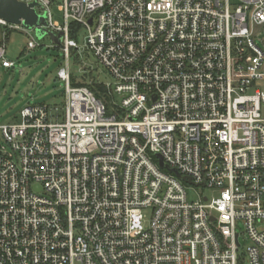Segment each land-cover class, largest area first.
Listing matches in <instances>:
<instances>
[{
  "label": "built area",
  "instance_id": "obj_1",
  "mask_svg": "<svg viewBox=\"0 0 264 264\" xmlns=\"http://www.w3.org/2000/svg\"><path fill=\"white\" fill-rule=\"evenodd\" d=\"M20 1L62 32L65 88L0 125V264H264V0ZM0 25L9 68L24 27ZM69 48L110 76L112 111L70 85Z\"/></svg>",
  "mask_w": 264,
  "mask_h": 264
},
{
  "label": "rangeland",
  "instance_id": "obj_2",
  "mask_svg": "<svg viewBox=\"0 0 264 264\" xmlns=\"http://www.w3.org/2000/svg\"><path fill=\"white\" fill-rule=\"evenodd\" d=\"M57 4L53 3L50 11L53 20L62 24V13L58 10ZM3 30V26L0 25V39ZM259 30L264 33L263 28ZM82 33L77 40L79 45L82 44ZM32 39L37 46L29 50L27 43ZM5 43V57L14 64L9 68L0 64V125L19 122L20 111L24 107L61 105L64 101L65 84L58 78L57 72L65 65L62 51L52 46L54 44L49 37H39L33 29L25 27L8 32ZM68 65L70 74L77 81L90 72L100 82L107 83L111 80L94 56L87 51L79 50L77 62L71 56ZM185 187L189 200H196L199 196L209 193V190L202 186L189 184ZM259 225L264 227V221ZM237 229L241 233L244 232L241 222ZM239 241L238 252L241 254L245 252L248 240L241 234Z\"/></svg>",
  "mask_w": 264,
  "mask_h": 264
},
{
  "label": "water",
  "instance_id": "obj_3",
  "mask_svg": "<svg viewBox=\"0 0 264 264\" xmlns=\"http://www.w3.org/2000/svg\"><path fill=\"white\" fill-rule=\"evenodd\" d=\"M36 3H25L20 0H0V20L5 21L9 24H21L23 27L33 29L39 37H49L51 43L59 45L62 43L63 34L59 32L55 34L51 29L45 26V15L39 14L35 11L34 7ZM90 22V20H89ZM159 158L158 164L161 168H165L169 172L180 177L176 169L169 168L164 165L161 157ZM181 180L191 183L187 177H180Z\"/></svg>",
  "mask_w": 264,
  "mask_h": 264
},
{
  "label": "trees",
  "instance_id": "obj_4",
  "mask_svg": "<svg viewBox=\"0 0 264 264\" xmlns=\"http://www.w3.org/2000/svg\"><path fill=\"white\" fill-rule=\"evenodd\" d=\"M8 32H10V30L7 31V33ZM81 32H82V27L79 24H77L75 22L69 23V27H68L69 38L74 39V40H78ZM52 46L55 48H58L62 51L63 58L65 60V54L63 51V44L62 43L59 45L54 44ZM71 56L74 58V61L77 62V52L74 48H69V50H68V59ZM69 83L71 86H87L98 99H100L102 102L105 103L107 110L112 111V103H111L112 96L109 94L105 84L103 82H100L97 79H95V77L92 76L91 72L88 74H84L81 77L80 81H77V79L70 74L69 75Z\"/></svg>",
  "mask_w": 264,
  "mask_h": 264
},
{
  "label": "crops",
  "instance_id": "obj_5",
  "mask_svg": "<svg viewBox=\"0 0 264 264\" xmlns=\"http://www.w3.org/2000/svg\"><path fill=\"white\" fill-rule=\"evenodd\" d=\"M4 29V28H3Z\"/></svg>",
  "mask_w": 264,
  "mask_h": 264
}]
</instances>
